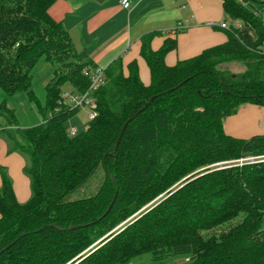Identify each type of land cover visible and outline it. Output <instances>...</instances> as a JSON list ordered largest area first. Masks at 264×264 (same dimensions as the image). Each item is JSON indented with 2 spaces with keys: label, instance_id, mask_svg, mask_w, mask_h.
<instances>
[{
  "label": "trees",
  "instance_id": "obj_1",
  "mask_svg": "<svg viewBox=\"0 0 264 264\" xmlns=\"http://www.w3.org/2000/svg\"><path fill=\"white\" fill-rule=\"evenodd\" d=\"M56 1L0 0V134L28 157L31 191L20 203L0 169V264H130L146 254L160 264H264V134L240 139L224 127L242 106L264 109V1L221 0L241 27L172 66L176 40L153 50L159 33L143 36L149 83L136 61H115L92 93L96 117L75 135L62 88L86 93L96 68L49 16ZM41 61L53 69L43 104L32 90ZM230 64L243 71L231 75ZM18 94L40 123L16 125L7 99Z\"/></svg>",
  "mask_w": 264,
  "mask_h": 264
},
{
  "label": "crops",
  "instance_id": "obj_2",
  "mask_svg": "<svg viewBox=\"0 0 264 264\" xmlns=\"http://www.w3.org/2000/svg\"><path fill=\"white\" fill-rule=\"evenodd\" d=\"M120 1L57 0L48 14L65 28L75 52L85 54L96 69L105 70L117 60H121L124 67L136 61L145 85L149 83V71L139 56L143 36L159 33L151 42L153 50L159 49L166 38L176 40V50L165 59L166 64L172 66L226 41L225 30L208 27V22H223L229 27L239 23L228 20L221 0H128V10L121 7ZM243 109V115L239 111L230 118L233 119L231 127L228 121L224 127L232 137L249 139L251 137L245 138L246 131L256 118L255 122L264 119V109L252 106ZM247 116L253 117V122L249 123ZM237 119H241L244 130L235 122ZM24 156L11 151L9 142L0 134V169L11 180L20 203H25L31 195Z\"/></svg>",
  "mask_w": 264,
  "mask_h": 264
},
{
  "label": "rangeland",
  "instance_id": "obj_3",
  "mask_svg": "<svg viewBox=\"0 0 264 264\" xmlns=\"http://www.w3.org/2000/svg\"><path fill=\"white\" fill-rule=\"evenodd\" d=\"M260 9L264 16V8L262 7ZM238 26L241 27L240 22L238 23ZM226 68L231 75H238L243 71V67L239 64H230L226 66ZM52 71L53 69L51 68V66L44 63L43 61L39 62L38 65L34 69L35 76H34L33 83H32V90L40 104L44 103V98H45L44 87L50 80L52 76ZM62 89L64 92L70 93L72 90V87L69 83H66ZM4 99H6V97L2 93H0V104ZM7 107L8 109H12L15 112V115L18 120V123H16V125L19 128H26V127L34 126L40 123L42 120L37 115L34 105L27 101L25 94H18L14 96L13 98L7 99ZM245 107L246 105L239 109L240 114L243 115L245 113L244 112L245 109H243ZM76 110H77V113L65 123V128L67 131H70L73 129L78 134L85 130L86 125L89 122V119H88L89 109L87 107H84L82 109L78 108ZM239 111H238V114H239ZM245 115H247V113ZM240 120L237 119L235 122H239L240 123L239 126H242L244 130V125ZM247 120L249 121V123H251L253 122L252 121L253 117L247 116ZM226 121L229 122V126L231 127V123H233V119L229 118ZM255 121H257V118ZM255 121L253 122L252 127L248 131H246L248 132V134L245 135V138L252 137L255 134H264V119H261L258 122H255ZM1 122H4V121H1ZM24 160L26 163V168H28L29 159L26 155L24 156ZM246 160L250 161L253 159L246 158V159H243L242 161H246ZM262 225L264 228V218L262 221ZM176 262H178V260L170 261V259H168V260H164L162 264H173ZM130 264H160V263L153 261L151 257L148 254H146V255H142L141 257L134 259Z\"/></svg>",
  "mask_w": 264,
  "mask_h": 264
},
{
  "label": "built area",
  "instance_id": "obj_4",
  "mask_svg": "<svg viewBox=\"0 0 264 264\" xmlns=\"http://www.w3.org/2000/svg\"><path fill=\"white\" fill-rule=\"evenodd\" d=\"M120 5L124 10H128L130 7V2L128 0H121ZM263 23H264V16ZM208 27L218 28L221 30H229V26L223 22H208ZM234 28H239L238 25L233 26ZM178 29H181L180 27ZM264 50V48H263ZM90 80V86L86 93L84 94H71L63 92L61 95L62 102L68 105L72 109H82L87 107L89 109L88 119L92 121L96 117V106L95 99L92 97V93L96 91L104 81V70L94 69L87 73ZM70 135H75L76 132L72 129L69 131ZM251 161V160H250Z\"/></svg>",
  "mask_w": 264,
  "mask_h": 264
},
{
  "label": "water",
  "instance_id": "obj_5",
  "mask_svg": "<svg viewBox=\"0 0 264 264\" xmlns=\"http://www.w3.org/2000/svg\"><path fill=\"white\" fill-rule=\"evenodd\" d=\"M264 1V0H263ZM121 136V135H120ZM120 136H119V138L117 139V142H116V144H118L119 143V140H120Z\"/></svg>",
  "mask_w": 264,
  "mask_h": 264
}]
</instances>
